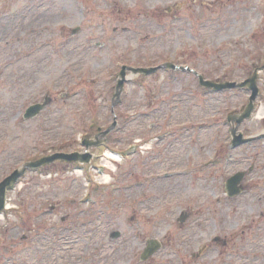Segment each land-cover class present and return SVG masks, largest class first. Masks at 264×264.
I'll return each instance as SVG.
<instances>
[{
	"label": "rangeland",
	"instance_id": "obj_1",
	"mask_svg": "<svg viewBox=\"0 0 264 264\" xmlns=\"http://www.w3.org/2000/svg\"><path fill=\"white\" fill-rule=\"evenodd\" d=\"M166 64L214 83L257 71L237 134L262 137L232 148L251 90L207 91L191 71H126L118 97L123 67ZM113 125L90 164L8 190L0 264H264V0H0V183Z\"/></svg>",
	"mask_w": 264,
	"mask_h": 264
},
{
	"label": "water",
	"instance_id": "obj_2",
	"mask_svg": "<svg viewBox=\"0 0 264 264\" xmlns=\"http://www.w3.org/2000/svg\"><path fill=\"white\" fill-rule=\"evenodd\" d=\"M159 69H172V70H180L183 72L184 71L194 72V74L197 75L199 79V83L203 88L213 89L215 92L232 90L235 88H240V89H243L246 87L249 88L252 91V96L250 98L249 105L245 108L243 114L240 115V117H237L236 119L238 126L244 120L249 119L251 117L253 109H254V103L259 94V89L256 84V79L258 78L257 71L254 73V75L249 80L243 83H236V82L214 83L211 81H206L202 75H200L199 73H196L195 71L191 70L188 67H179V66L172 65V64H166L156 69H143V68L136 69V68L123 67L121 74H120L121 79L119 80V89H122V91L119 92L118 97L121 96L123 89H124V85L127 82L126 71H130L131 74L133 75H150V74L157 72ZM50 103H51V99L47 97L44 103L31 106L27 110L24 118L31 119V118L36 117ZM114 126L115 125H113V127H111L109 130L103 132L100 135V137H97L95 140L86 139L85 141H83L82 145L87 150L85 153H79V152H75L72 154L57 153V154H53L48 157H44L35 162H29L26 165H24L21 169L16 170L12 175H10L0 184V214H2L5 209L6 195H7L8 188L15 186L16 183L19 181V179L25 174V172L28 169L36 170L46 165H50L58 160H61L67 163H80V164L90 163L93 156L92 154L88 153L89 149L94 146H101L105 144L107 141V136L110 133V131L114 128ZM232 135L235 139L234 146L242 145L244 143H248L252 141V139H244L242 134L237 135V128H234L232 130ZM100 138H103V141H101ZM242 178H243V174H237L227 181L226 191L230 197L237 196L242 192V187L240 186ZM181 221L183 222L184 220L182 219ZM159 248H160V244L157 241H151L147 249L142 255V260L145 261L148 258H150Z\"/></svg>",
	"mask_w": 264,
	"mask_h": 264
},
{
	"label": "flooded vegetation",
	"instance_id": "obj_3",
	"mask_svg": "<svg viewBox=\"0 0 264 264\" xmlns=\"http://www.w3.org/2000/svg\"><path fill=\"white\" fill-rule=\"evenodd\" d=\"M244 90H248V89H244ZM256 101H257V100H256ZM255 104H256V103H255ZM254 106H255V105H254ZM254 111H255V108H254ZM236 124H237V123H235V126H236ZM234 140H235V139H234V137H233V140H232L231 142H234ZM240 173H241V172H240ZM245 173H246V172H245ZM245 173H244V176H243V179H242V183H243V180H244L245 175H246ZM241 186H242V184H241ZM242 187H243L244 190L246 189L244 186H242ZM216 241L218 242L219 239H216ZM205 248H206V247H204V249H205Z\"/></svg>",
	"mask_w": 264,
	"mask_h": 264
},
{
	"label": "bare ground",
	"instance_id": "obj_4",
	"mask_svg": "<svg viewBox=\"0 0 264 264\" xmlns=\"http://www.w3.org/2000/svg\"><path fill=\"white\" fill-rule=\"evenodd\" d=\"M110 156H111V155H110ZM111 157H114V158L117 159V160L119 159V158H118L119 156H114V155H112ZM169 173H170V172H169ZM167 174H168V173H167ZM157 175H158V174H157ZM160 175L163 176V174H160ZM160 175H158V176H160ZM84 243H85V242H84ZM29 262H30V261H29ZM31 263H32V262H30V264H31Z\"/></svg>",
	"mask_w": 264,
	"mask_h": 264
}]
</instances>
